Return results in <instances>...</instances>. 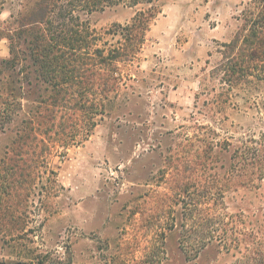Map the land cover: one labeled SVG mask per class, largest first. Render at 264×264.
Segmentation results:
<instances>
[{"label":"rangeland","instance_id":"1","mask_svg":"<svg viewBox=\"0 0 264 264\" xmlns=\"http://www.w3.org/2000/svg\"><path fill=\"white\" fill-rule=\"evenodd\" d=\"M32 1L0 0V97L11 85L24 95L1 36ZM259 3L163 0L78 145L26 142L27 102H0V264H264V169L248 155L264 168V64L232 73L225 47ZM74 6L110 44L106 32L147 9Z\"/></svg>","mask_w":264,"mask_h":264},{"label":"trees","instance_id":"2","mask_svg":"<svg viewBox=\"0 0 264 264\" xmlns=\"http://www.w3.org/2000/svg\"><path fill=\"white\" fill-rule=\"evenodd\" d=\"M162 1L33 0L1 36L10 45V58L2 64L9 70L21 66L20 74L26 76L21 82L25 85L19 87L23 97L15 85L7 87L6 97H0L3 107L14 106L18 99L27 102L21 122L23 140L43 145L48 140L67 149L78 145L82 134L90 136L98 125L97 117L118 97L121 65L134 62L140 54L151 24L161 13ZM75 4L90 14L115 4L146 5L147 9L137 12L129 24L114 33L106 32L105 36L119 37L110 44L85 27L80 17L73 16ZM246 22L245 35L225 45L230 53L228 69L237 75H250L264 64V0L252 9ZM239 149L236 154L241 156ZM248 149L252 165L258 163L263 170L256 149Z\"/></svg>","mask_w":264,"mask_h":264}]
</instances>
